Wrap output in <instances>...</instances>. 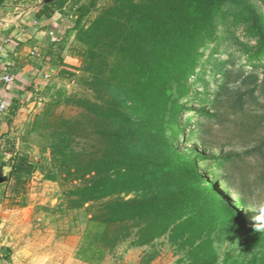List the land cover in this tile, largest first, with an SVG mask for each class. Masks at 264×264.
<instances>
[{
  "label": "trees",
  "instance_id": "16d2710c",
  "mask_svg": "<svg viewBox=\"0 0 264 264\" xmlns=\"http://www.w3.org/2000/svg\"><path fill=\"white\" fill-rule=\"evenodd\" d=\"M5 2L0 0V8ZM68 2L48 1L34 17L46 19L56 11L64 15ZM81 5L70 17L75 31L70 50L79 64L66 63L60 56L63 46L53 51V43L47 56L57 77L79 76L88 94L67 96L47 88L45 116L62 104L75 114L53 115L50 144L40 151L55 169L40 167L44 179L59 185L67 207L89 208L76 258L100 264L128 239L131 247L142 248L166 236L174 248L186 251L179 264H216L213 235L230 230L243 240L239 253L228 252L223 264H264L261 213L252 200L236 198L226 187L232 155L212 156L207 143L198 146L200 127L185 139L193 148L181 149L173 139L182 131L177 122L185 108L181 101L191 91L201 50L213 40L217 19L244 26L255 42L247 53L254 63L248 73L220 71L223 83L211 107L200 108V117L213 119L211 109L217 110L224 96L231 99L233 112L244 110L246 98L259 106L264 76L259 79L256 70L264 72V17L248 0H88ZM234 75L238 84L231 81ZM229 82L235 85L229 88ZM18 109V101L11 100L6 116L13 119ZM261 148L264 140L256 150ZM201 160L210 161L205 171ZM31 162L15 155L6 166L4 194L18 207L26 206ZM0 166L5 164L0 161ZM247 218L260 225H248ZM156 256L153 251L136 264H149Z\"/></svg>",
  "mask_w": 264,
  "mask_h": 264
},
{
  "label": "rangeland",
  "instance_id": "374dc122",
  "mask_svg": "<svg viewBox=\"0 0 264 264\" xmlns=\"http://www.w3.org/2000/svg\"><path fill=\"white\" fill-rule=\"evenodd\" d=\"M6 1L9 5H21L23 9H32V18L36 10L46 3V0ZM248 1L264 17V6L261 2ZM85 2L88 0L81 1L82 4ZM81 3L75 5L73 0H69L65 5L63 13L67 21H74V18L72 20L70 17L82 6ZM213 29V40L201 50L197 73L190 81L191 91L181 101L185 108L177 122L179 130L182 131L173 136V139L182 145L181 149L193 148L194 144H187L185 139L194 127H200L198 146L203 142L207 143L209 146L207 152L212 156L232 155L233 164L228 169L229 180L226 187L234 197L244 196L252 200L258 208L264 205V157L260 154L261 150L264 152V148L256 150L264 140V96L259 97V106L246 98L242 112H233L231 109L233 104L228 96L223 97L221 103L217 105V110L211 109V113H215L213 119L202 118L198 112L203 106L211 107L209 101H212L223 83L220 71L225 69H241L245 73L252 71L254 62L248 61L247 53L255 42L245 35L244 26L233 25L230 18L225 21L217 19ZM72 36L73 39L67 42L71 46L75 34ZM256 74L262 79L263 69L256 70ZM234 79L235 84H238L239 78L234 75L231 81ZM235 84L229 82L228 86L230 88ZM53 89H60L67 96L88 94L79 76L64 80L62 86L59 88L54 86ZM48 99L49 97L41 101L35 100L34 104L31 103V108L22 110L15 116L16 118L14 117L16 125H11L8 131L5 130L0 135V161L5 164L4 174L8 175L9 170L6 166L15 155L30 157L34 169L28 176L25 207L11 204V199L5 194L2 195L0 237L7 243L8 246L4 248L10 250V253L15 248L19 255L18 259L21 260L19 263L22 264H88L76 258V251L87 228L89 208L84 206L80 209H69L59 185L45 180L40 170V167L47 166L55 171L50 161L42 158L40 152L50 144L49 134L55 127L53 115L68 117L75 114L62 104L54 110L53 115L45 116ZM209 164L208 160L199 162L202 171H205ZM218 193L225 201L223 193L219 190ZM247 219L248 225H260L256 220ZM213 237L218 255L216 264H223L228 252L239 253L243 240L240 234L225 230ZM130 243V239L122 242L108 253L100 264H136L153 251L157 252V256L149 264H179L186 257V251L174 248L166 236L149 247L134 248ZM9 262L12 263L13 258H9Z\"/></svg>",
  "mask_w": 264,
  "mask_h": 264
},
{
  "label": "crops",
  "instance_id": "0c3cea01",
  "mask_svg": "<svg viewBox=\"0 0 264 264\" xmlns=\"http://www.w3.org/2000/svg\"><path fill=\"white\" fill-rule=\"evenodd\" d=\"M31 12L32 9H23L21 5H9L7 1L0 8V75L9 72L15 77V83L11 89L8 88L7 95L11 100L18 101L17 114L29 108L35 100L41 101L49 97L48 87L59 88L62 82L67 80L57 77V67L49 62L47 51L50 44L53 43L51 47L53 51H59V47L63 46L60 56L66 63L79 64L78 58L70 50L71 44L67 43L73 39L72 34L75 32L66 16L55 12L49 18L35 19L31 17ZM5 88L0 81V97L4 95ZM6 115L0 117V135L3 131H8L11 125H16L14 118ZM11 119L12 122L9 123ZM7 169L9 170L8 167ZM4 193L3 183L0 184V199ZM7 246L0 237V264H22L19 263L21 260L18 259L19 255L15 248L10 253V250L4 248ZM9 258H13L12 263L9 262Z\"/></svg>",
  "mask_w": 264,
  "mask_h": 264
},
{
  "label": "built area",
  "instance_id": "2783aa9c",
  "mask_svg": "<svg viewBox=\"0 0 264 264\" xmlns=\"http://www.w3.org/2000/svg\"><path fill=\"white\" fill-rule=\"evenodd\" d=\"M52 41L55 40L52 39ZM0 81L6 87L4 95L0 97V117H3L4 115H6L11 102V98L9 97V95H7L8 88L11 89V86L15 83V77L9 72H3L0 75Z\"/></svg>",
  "mask_w": 264,
  "mask_h": 264
},
{
  "label": "water",
  "instance_id": "95a60500",
  "mask_svg": "<svg viewBox=\"0 0 264 264\" xmlns=\"http://www.w3.org/2000/svg\"><path fill=\"white\" fill-rule=\"evenodd\" d=\"M49 0H46L45 2H48ZM7 180L6 175L4 174L3 167L0 166V184L5 183Z\"/></svg>",
  "mask_w": 264,
  "mask_h": 264
},
{
  "label": "clouds",
  "instance_id": "9594fccd",
  "mask_svg": "<svg viewBox=\"0 0 264 264\" xmlns=\"http://www.w3.org/2000/svg\"><path fill=\"white\" fill-rule=\"evenodd\" d=\"M254 210H259V212L261 213L260 216L257 217L258 220L260 221H264V205L259 206L258 208L254 209Z\"/></svg>",
  "mask_w": 264,
  "mask_h": 264
}]
</instances>
